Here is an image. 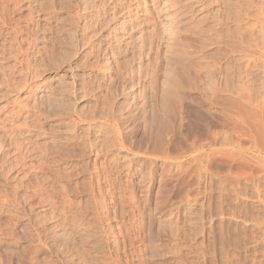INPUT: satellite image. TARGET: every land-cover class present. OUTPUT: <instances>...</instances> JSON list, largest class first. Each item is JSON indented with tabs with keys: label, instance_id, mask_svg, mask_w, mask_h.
<instances>
[{
	"label": "rangeland",
	"instance_id": "rangeland-1",
	"mask_svg": "<svg viewBox=\"0 0 264 264\" xmlns=\"http://www.w3.org/2000/svg\"><path fill=\"white\" fill-rule=\"evenodd\" d=\"M0 1V264H264V0Z\"/></svg>",
	"mask_w": 264,
	"mask_h": 264
},
{
	"label": "bare ground",
	"instance_id": "bare-ground-1",
	"mask_svg": "<svg viewBox=\"0 0 264 264\" xmlns=\"http://www.w3.org/2000/svg\"><path fill=\"white\" fill-rule=\"evenodd\" d=\"M9 1H10V0H9ZM14 1H15V0H14ZM1 2H2V1H0V3H1ZM16 2H17V1H16ZM18 2H19V1H18ZM18 2H17V4H18ZM3 3H4V2H3ZM1 4H2V3H1ZM145 4H146V3H145ZM7 7H8V6H7ZM10 8H11V7H10ZM12 9H13V8H12ZM1 10H2V9H1ZM3 11H4V10H3ZM2 14H3V13H2ZM19 21H20V20H19ZM3 22H4V21H3ZM6 24H7V23H6ZM0 25H1V24H0ZM26 25H27V24H26ZM74 25H75V24H74ZM6 26H7V25H6ZM77 26H78V25H77ZM73 29H74V28H73ZM17 30H18V29H17ZM76 30H77V29H76ZM73 31H74V30H73ZM80 31H81V30H80ZM14 32H15V31H14ZM78 32H79V31H78ZM6 33H7V32H6ZM74 33H75V32H74ZM80 34H81V36H82V33H80ZM72 35H73V33H72ZM75 35H76V34H75ZM8 36H9V35H8ZM71 38H72V37H71ZM13 39H14V38H13ZM48 39H49V38H48ZM73 40H74V38H73ZM75 40H76V39H75ZM81 40H82V39H81ZM83 40H84V39H83ZM76 41H77V40H76ZM76 41H74V43H75ZM1 42H2V41H1ZM78 42H79V39H78ZM81 42H82V41H80L79 43H81ZM72 43H73V42H71V44H72ZM79 43H78V44H79ZM83 43H84V41H83ZM76 45H77V44H76ZM71 46H72V45H71ZM71 46H70V48H71ZM74 46H75V44H74ZM74 46H73V47H74ZM18 47H19V46H18ZM10 48H11V47H10ZM1 49H2V48H1ZM26 49H27V48H26ZM68 49H69V48H68ZM73 50H75V49H73ZM66 51H67V50H66ZM69 51H70V50H69ZM75 51H76V50H75ZM1 52H2V51H1ZM1 52H0V55L2 54ZM6 52H7V51H6ZM19 52H20V51H19ZM15 53H16V52H15ZM68 53L70 54L71 52H68ZM72 53H74V52H72ZM3 54H4V53H3ZM3 54H2V55H3ZM21 54H22V53H21ZM38 54H39V53H38ZM15 57H16V56H15ZM15 57H14V58H15ZM18 60H19V59H18ZM69 68H70V67H69ZM32 72H33V71H32ZM2 73H3V72H2ZM2 76H3V75H2ZM29 76H30V75H29ZM38 76H40V73H36L35 75H33V76H32V77H33L32 79H34V78H36V77H38ZM19 77H20V76H19ZM59 78H60V77H59ZM3 80H4V79H3ZM60 81H61V80H60ZM226 81H227V80H226ZM1 82H2V81H1ZM3 82H4V81H3ZM11 82H12V81H11ZM47 82H48V81H47ZM60 83H61V82H60ZM1 84H2V83H1ZM1 84H0V85H1ZM24 84H25V82H24ZM72 84H73V83H72ZM11 85H12V84H11ZM237 85H238V84H237ZM5 86H6V85H5ZM19 86H23V85H19ZM66 87H67V86H66ZM68 87H69V86H68ZM71 87H72V86H71ZM83 87H85V86H83ZM239 87H240V86H238V88H239ZM14 88H15V87H14ZM20 88H21V87H20ZM22 88H23V87H22ZM225 89H226V87H225ZM2 90H3V89H2ZM61 90H62V89H61ZM67 90H68V89H67ZM237 90H239V89H237ZM236 93H238V92L236 91ZM7 95H8V94H7ZM73 95H74V94H73ZM238 95H239V93H238ZM27 96H28V95H27ZM13 100H14V99H13ZM12 103H13V102H12ZM22 105H23V104H22ZM33 106H34V105H33ZM65 106H66V105H65ZM180 108H181V107H180ZM35 109H36V107H35ZM181 109H183V108H181ZM20 110H21V109H20ZM29 110H30V109H29ZM182 111H183V110H181V112H182ZM7 112H8V111H7ZM9 112H10V111H9ZM26 113H27V112H26ZM8 114H10V113H8ZM11 114H12V113H11ZM16 114H17V113H16ZM3 116H4V115H3ZM9 116L13 118L14 115L12 114V116H11V115H9ZM15 116L17 117V115H15ZM10 117H9V118H10ZM1 118H2V117H1ZM5 118H8V117H5ZM94 119H95V118H94ZM106 119H107V118H106ZM71 120H72V118H71ZM109 120H110V119H109ZM0 121H1V120H0ZM21 121H22V120H21ZM35 121H36V120H35ZM8 122H9V121H8ZM11 122H12V121H11ZM37 122H38V121H37ZM37 122H36V123H37ZM73 122H74V121H73ZM26 123H27V122H26ZM111 123H112V122H111ZM73 124H74V123H73ZM1 125H2V124H1ZM13 125H14V124H13ZM15 125H16V124H15ZM21 125H22V123H21ZM9 126H10V125H9ZM23 126H24V125H23ZM30 126H31V125H30ZM87 126H88V125H87ZM90 126H91V125H90ZM4 127H5V126H4ZM4 127H3V129H4ZM31 127H32V126H31ZM71 127H72V126H71ZM105 127H106V126H105ZM119 127H120V126H119ZM5 128H6V127H5ZM109 128H110V127H109ZM10 129H11V128H10ZM13 129H14V128H13ZM21 129H22V128H21ZM8 130H9V129H8ZM121 130H122V129H121ZM67 131H68V130H67ZM67 131H66V132H67ZM68 132H69V131H68ZM111 132H113V130H112ZM122 132H123V131H122ZM63 133H64V132H63ZM72 133H73V132H72ZM116 133H117V132H116ZM116 133H115V134H116ZM124 133H125V132H124ZM1 135H2V134H1ZM3 135H4V134H3ZM23 135H24V134H23ZM113 135H114V134H113ZM117 135H118V134H117ZM122 135H123V134H122ZM6 136H7V135H6ZM11 136H12V135H11ZM20 136H21V135H20ZM20 136H19V138L22 137V136H21V137H20ZM68 136H69V135H68ZM108 136H109V135H108ZM114 136H115V135H114ZM123 136H124V135H123ZM224 136H226V135H224ZM224 136H223V137H224ZM115 137H116V136H115ZM115 137H114V138H115ZM120 137H121V135H120ZM128 137H129V136H128ZM71 138H72V137H71ZM107 138H109V137H107ZM221 138H222V137H221ZM224 138L227 139L226 137H224ZM85 139H88V138H85ZM21 140H22V139H21ZM23 140H24V139H23ZM27 140H28V139H27ZM114 140H115V139H114ZM222 140H223V139H222ZM222 140H221V141H222ZM1 141H2V140H1ZM18 141H19V140H18ZM30 141H31V140H30ZM97 141H98V140H97ZM111 141H112V139H111ZM122 141H123V140H122ZM5 142H6V141H5ZM20 142H21V141H20ZM83 142H84V141H83ZM87 142H88V141H87ZM113 142H114V141H113ZM7 143H8V142H7ZM21 143H22V142H21ZM21 143H20V144H21ZM45 143H46V142H45ZM94 143H95V142H94ZM110 143H111V142H110ZM121 143H122V142H121ZM2 144H3V143H2ZM18 144H19V143H18ZM20 144H19V145H20ZM26 144H27V141H26ZM104 144H105V143H104ZM128 144H129V143H128ZM59 145H60V144H59ZM69 145H70V144H69ZM85 145H86V144H85ZM93 145H94V144H92V142H90V143L88 142L86 146H84V144H83V148H84V149L87 148L86 150H91V149L93 148V147H92ZM102 145H103V144H102ZM43 146H44V145H43ZM52 146H53V145H52ZM55 146H56V145H55ZM57 146H58V145H57ZM57 146H56V147H57ZM63 146H64V145H63ZM76 146H77V145H76ZM203 146H204V145H203ZM16 147H17V146H16ZM19 147H20V146H19ZM25 147H26V146H25ZM32 147H34V145H33ZM32 147H31V148H32ZM41 147H42V146H41ZM59 147H60V146H59ZM71 147H72V146H71ZM104 147H105V146H104ZM109 147H110V146H109ZM115 147H116V146H115ZM200 147H201V146H200ZM4 148H5V147H4ZM35 148H36V147H35ZM52 148H53V147H52ZM16 149H17V148H16ZM16 149H15V150H16ZM24 149H25V148H24ZM58 149H60V148H58ZM102 149H103V148H102ZM19 150H20V149H19ZM32 150H33V148H32ZM44 150H45V149H44ZM49 150H50V149H49ZM54 150H56L55 147H54ZM54 150H53V151H54ZM16 151H17V150H16ZM47 151H48V150H47ZM58 151H59V150H58ZM69 151H70V150H69ZM78 151H79V150H78ZM80 151H81V149H80ZM82 151H83V150H82ZM95 151H96V150H95ZM193 151H194V150H193ZM22 152H23V151H22ZM28 152H29V150H28ZM65 152H67V151H65ZM97 152H98V151H97ZM105 152H106V151H105ZM43 153H44V151H43ZM78 153H79V152H78ZM94 153H95V152H94ZM202 153H203V152H202ZM15 154H16V153H15ZM21 154H23V153H21ZM27 154H28V153H27ZM80 154H81V153H80ZM45 155H46V154H45ZM45 155H43V158H46V157H47V156H45ZM61 155H62V154H61ZM71 155H72V154H71ZM96 155H97V154H96ZM102 155H103V154H102ZM25 156H26V155H25ZM68 156H69V155H68ZM74 156H75V155H74ZM77 156H78V155H77ZM21 157H22V156H21ZM63 157H64V156H63ZM109 157H110V156H109ZM114 157H115V156H114ZM125 157H126V156H125ZM195 157H196V156H195ZM201 157H203V156H201ZM43 158H42V159H43ZM47 158H48V157H47ZM50 158H51V157H50ZM59 158H60V157H59ZM64 158H65V157H64ZM175 158H176V157H174V159H175ZM179 158H180V157H179ZM193 158H194V157H193ZM193 158H192V159L190 158V159L193 160ZM196 158H198V157H196ZM42 159H41V161H42ZM52 159H53V158H52ZM67 159H68V158H67ZM107 159H108V158H107ZM177 159H178V157H177ZM180 159H181V158H180ZM50 160H51V159H50ZM56 160H57V159H56ZM122 160H123V158H122ZM124 160H125V158H124ZM196 160H197V159H196ZM196 160H195V161H196ZM29 161H30V160H29ZM43 161L46 162V160H44V159H43ZM111 161H112V160H111ZM152 161H153V160H152ZM21 162H22V161H21ZM57 162H58V161H57ZM116 162H117V161H116ZM132 162H133V161H132ZM154 162H155V161H154ZM171 162H172V161H171ZM196 162H197V161H196ZM43 163H44V162H43ZM52 163H53V162H52ZM104 163H105V162H104ZM108 163H110V162H108ZM179 163H180V162H179ZM193 163H195V162L193 161ZM14 164H15V163H14ZM41 164H42V163H41ZM49 164H50V161H49ZM53 164H54V163H53ZM114 164H115V163H114ZM114 164H113V165H114ZM148 164H149V163H148ZM197 164H198V163H197ZM3 165H4V164H3ZM107 165H108V164H107ZM126 165H127V164H126ZM138 165H139V164H138ZM178 165H179V164H178ZM53 166H54V165H53ZM144 166H145V165H144ZM176 166H177V164H176ZM110 167H111V166H110ZM147 167H148V166H147ZM151 167H152V165H151ZM179 167H180V166H179ZM4 168H5V167H4ZM8 168H9V167H8ZM28 168H29V167H28ZM57 168H58V167H57ZM106 168H107V166H106ZM137 168H138V167H137ZM164 168H165V167H164ZM164 168H162V169H164ZM170 168H171V167H170ZM173 168H174V167H173ZM177 168H178V167H177ZM177 168H176V169H177ZM9 169H10V168H9ZM30 169H31V168H30ZM53 169H54V168H53ZM110 169H111V168H110ZM145 169H146V168H145ZM178 169H179V168H178ZM178 169H177V170H178ZM95 170H96V168H95ZM106 170H107V169H106ZM111 170H112V169H111ZM111 170H110V171H111ZM164 170H166V169H164ZM168 170H169V169H168ZM174 170H175V169H174ZM3 171H4V170H3ZM17 172H18V171H17ZM62 172H63V171H62ZM148 172H149V171H148ZM101 173H102V172H101ZM130 173H131V172H130ZM140 173H141V172H140ZM4 174H5V173H4ZM67 174H68V173H67ZM107 174H108V171H107ZM125 174H126V173H125ZM100 175H101V174H100ZM96 176H98V174H96ZM96 176H95V177H96ZM107 176H109V175H107ZM145 176H146V175H145ZM145 176H144V177H145ZM150 176H151V175L148 173L146 177L149 178ZM61 177H64V176H61ZM151 177H152V176H151ZM151 177H150V178H151ZM34 178H35V177H34ZM47 178H48V177H47ZM65 178H66V177H65ZM96 178H97V177H96ZM105 178H106V177H105ZM18 180H19V179H18ZM28 180H29V179H28ZM145 180H146V178H145ZM110 181H111V180H110ZM113 181H114V180H113ZM142 181H143V180H142ZM52 182H53V181H52ZM108 182H109V181H108ZM146 182H147V181H146ZM148 182L150 183V181H148ZM12 183H13V182H12ZM110 183H111V182H110ZM110 183H109V184H110ZM19 184H20V183H19ZM109 184H108V185H109ZM10 185H11V184H10ZM151 185H152V184H151ZM36 186H37V185H36ZM50 186H51V185H50ZM0 187H1V185H0ZM109 187H110V186H109ZM114 188H115V187H114ZM144 188H145V187H144ZM1 189H2V187H1ZM43 189H44V188H43ZM49 189H51V188H49ZM55 190H56V189H55ZM61 190H62V189H61ZM109 190H110V189H109ZM0 191H1V190H0ZM48 191H49V193H53V192H50V190H48ZM59 191H60V190H59ZM62 192H63V190H62ZM145 192H146V191H145ZM16 193H17V192H16ZM41 193H42V192H41ZM43 193H44V192H43ZM47 193H48V192H47ZM47 193H46V194H47ZM111 194H112V193H111ZM0 195H1V192H0ZM10 196H11V195H10ZM13 196H14V195H13ZM49 196H50V195H49ZM52 196H53V195H52ZM62 196H63V195H62ZM7 197H8V196H7ZM7 197H3V198L6 199ZM14 197H15V196H14ZM14 197H13L12 199H14ZM44 197H45V196H44ZM46 197H47V196H46ZM142 197H143V196H142ZM147 197H148V196H147ZM15 198H16V197H15ZM41 198H42V197H41ZM49 198H51V197H49ZM58 198H59V197H58ZM123 198H124V197H123ZM7 199H9V198H7ZM51 199H52V198H51ZM119 199H120V198H119ZM2 200H4V199H2ZM17 200H18V199H16V201H17ZM12 201H13V200H12ZM14 201H15V199H14ZM42 201H43V200H42ZM118 201H119V200H118ZM144 201H145V200H144ZM54 202H55V200H54ZM62 202H63V201H62ZM57 203H58V202H57ZM59 203H60V202H59ZM59 203H58V204H59ZM58 204H55V205H58ZM60 204H61V203H60ZM63 204H64V203H63ZM134 204H135V203H134ZM120 205H121V204H120ZM142 205H143V204H142ZM142 205H141V206H142ZM59 206H60V205H59ZM61 206H62V205H61ZM133 206H134V205H133ZM155 206H156V205H155ZM99 207H100V206H99ZM121 207H122V206H121ZM142 207H143V206H142ZM165 207H166V206H165ZM174 207H175V206H174ZM23 208H24V207H23ZM55 208H56V207H55ZM62 208H63V207H62ZM134 208H135V207H134ZM134 208H132V209H134ZM136 208H140V206H139V207H136ZM143 208H144V207H143ZM156 208H157V207H156ZM156 208H154V209L156 210ZM0 209H1V208H0ZM92 209H93V208H92ZM145 209H146V208H145ZM166 209H167V208H166ZM87 210H88V209H87ZM134 210H135V209H134ZM137 210H138V209H137ZM140 210H141V209H139V212H140ZM146 210H148V209H146ZM159 210H160V209H159ZM161 210H162V209H161ZM77 211H78V210H77ZM80 211H81V210H80ZM84 211H85V210H84ZM97 211H98V210H97ZM142 211H144V210H142ZM7 212H8V211H7ZM102 212H103V211H102ZM163 212H164V211H163ZM94 213H95V212H94ZM120 213H121V212H120ZM132 213H133V211H132ZM148 213H150V212H148ZM148 213H147V214H148ZM153 213H154V212H153ZM153 213H152V215H153ZM159 213H160V211H159ZM178 213H179V212H178ZM96 214H98V213L96 212ZM142 214H143V213H142ZM142 214H141V215H142ZM12 215H13V214H12ZM68 215H69V214H68ZM119 215H120V214H119ZM143 215H144V214H143ZM84 216H85V213H82V212H81V214H78V213H77V214H73V215H71L70 220H69V225L67 226V227L69 228V230H71V232H74V233H76V234H79V236H84V235L90 230L91 227L93 228V226H92L93 224H92V223H94V222H92V223L89 222V221L86 222ZM96 216H97V215H96ZM105 216H106V215H105ZM116 216H117V215H116ZM121 216H122V215H121ZM146 216H147V215H146ZM146 216H145V217H146ZM149 216H150V215H149ZM67 217H69V216H67ZM143 217H144V216H143ZM147 217H148V216H147ZM65 218H66V217H65ZM127 218H128V217H127ZM148 218H149V217H148ZM158 218H159V216H158ZM162 218H163V220H162ZM13 219H14V218H13ZM26 219H27V218H26ZM71 219H72V220H71ZM88 219L90 220V218H88ZM121 219H122V218H121ZM142 219H143V218H142ZM92 220H93V219H91L90 221H92ZM143 220L145 221V219H143ZM161 220H162V223L164 224V227H165V229H166V230H165V229H164V230L167 231L166 234L170 237V238L168 237L169 240L171 239V242H172V241L174 242V241L176 240V238H178V236L176 237V235H177V234H176V233H177V229H176L177 227H176V226H177V225L175 226V224L177 223V222H176V220H177V216H176V215L174 214V212L172 211V208H170V209L168 208V210H165L163 216H161ZM62 221H63V220H62ZM67 221H68V219H67ZM70 221H71V222H70ZM99 221H100V220H99ZM131 221H132V220H131ZM131 221H129V222H131ZM141 221H142V220H141ZM147 221H148V220H147ZM177 221H178V220H177ZM142 222H143V221H142ZM149 222H150V221H149ZM149 222H148V223H149ZM175 222H176V223H175ZM66 223H67V222H66ZM66 223H65V224H66ZM98 223H99V222H98ZM131 223H132V222H131ZM162 223H161V225H162ZM144 224L147 225L146 223H143L142 225H144ZM134 225H135V224H134ZM138 225H139V224H138ZM142 225H141V226H142ZM56 226H57V225H56ZM130 226H131V225H130ZM150 226L152 227L151 224H149V227H150ZM159 226H160V225H159ZM162 226H163V225H162ZM162 226H161V229L164 228V227L162 228ZM139 227H140V226H139ZM144 227H145V226H144ZM144 227L142 226V229H143ZM151 227H150V228H151ZM175 227H176V228H175ZM106 228H107L106 231H108V230L110 229L109 226H107ZM137 228H138V227H137ZM221 228H222V227H221ZM221 228H219L220 231H222ZM138 229H139V228H138ZM144 229H145V228H144ZM148 229H149V228H148ZM148 229H147V230H148ZM157 229H158V228H157ZM175 229H176V230H175ZM69 230H68V231H69ZM132 230H134V229H132ZM132 230H131V231H132ZM154 230H155V229H154ZM90 231L92 232V230H90ZM96 231H97V230H96ZM109 231H110V230H109ZM140 231H141V230H140ZM175 231H176V232H175ZM178 231H179V230H178ZM223 231H224V230H223ZM69 232H70V231H69ZM100 232H101V231H100ZM161 232H162V230H161ZM163 232H164V231H163ZM180 232H181V231H180ZM210 232H211V231H210ZM218 232H219V231H218ZM14 233H15V232H14ZM81 233H82V234H81ZM83 233H84V234H83ZM96 233H97V232H96ZM104 233H105V231H104ZM107 233H108V232H107ZM132 233H133V232H132ZM139 233H140V232H139ZM147 233H148V232H147ZM155 233L158 234L157 231H156ZM155 233H154V234H155ZM164 233H165V232H164ZM221 233H222V232H220V234H221ZM54 234H55V233H54ZM80 234H81V235H80ZM88 234H89V233H88ZM88 234H87V235H88ZM154 234H153V231H152L151 229H149V235L147 234V235H148L147 238H149L150 235H151L152 237L155 236ZM157 234H156V235H157ZM161 234H162V233H161ZM161 234H160V236H161ZM166 234H165V235H166ZM87 235H85V236H87ZM105 235H106V234H105ZM126 235H127V234H126ZM139 235H140V234H139ZM143 235H144V234H143ZM143 235H142V236H143ZM163 235H164V234H163ZM165 235H164V237H165ZM167 235H166V236H167ZM179 235H180V234H179ZM212 235H213V234H212ZM218 235H219V234H218ZM225 235H226V234H225ZM53 236H54V235H53ZM85 236H84V237H85ZM88 236H89V239H92V240H93V238H94V234H93V233H91V235L89 234ZM131 236H132V235H131ZM144 236H145V235H144ZM144 236H143V238L145 239L146 237H144ZM180 236H181V235H180ZM180 236H179V237H180ZM222 236H224L223 233H222ZM32 237H33V236H32ZM56 237H57V236H56ZM84 237H82V238H84ZM157 237H158V236H157ZM157 237H156V238H157ZM164 237H163V238H164ZM182 237H183V236H182ZM211 237H212V236H211ZM51 238H52V237H51ZM80 238H81V237H80ZM123 238H124V237H123ZM126 238H127V237H126ZM143 238H142V239H143ZM163 238H162V240H163ZM180 238H181V237H180ZM180 238H179V239H180ZM35 239H36V238H35ZM54 239H55V238H54ZM61 239H62V237H61ZM87 239H88V238H87ZM87 239H86V240H87ZM95 239H96V238H95ZM102 239H104V238L102 237ZM140 239H141V238H140ZM142 239H141V241H142ZM144 239H143V240H144ZM149 239L151 240V238H149ZM154 239H155V237H154ZM181 239H182V238H181ZM221 239H222V237H220V240H221ZM36 240H39V239L37 238ZM51 240H52V239H51ZM82 240H83V239H82ZM82 240H80V241H82ZM99 240H101V239H99ZM127 240L129 241V240H130V237H128ZM132 240H133V239H132ZM169 240H167V242H168ZM220 240H219V242H220ZM224 240H225V239H224ZM34 241H35V240H34ZM39 241H40V240H39ZM60 241H61V240H60ZM64 241H65V240H64ZM67 241H68V239H67ZM70 241H71V240H70ZM83 241H84V240H83ZM88 241H89V240H88ZM102 241H103V240H102ZM104 241L107 242L106 239H105ZM104 241H103V242H104ZM133 241H134V240H133ZM141 241L139 240V242H141ZM145 241H146V240H145ZM145 241H144V242H145ZM221 241H223V240H221ZM225 241H226V240H225ZM225 241H223V242H225ZM84 242H85V241H84ZM92 242H93V241H92ZM95 242H96V241H95ZM100 242H101V241H100ZM103 242H102V243H103ZM112 242H113V241H112ZM126 242H127V241H124L123 244H126ZM130 242H132V241L130 240ZM135 242H136V241H135ZM144 242H143V245H144ZM147 242H149V241H147ZM150 242H151V241H150ZM150 242H149V244H150ZM161 242H162V241H161ZM33 243H34V242H33ZM59 243H61V242H59ZM86 243H87V242H86ZM93 243H94V242H93ZM93 243H92V244H93ZM115 243H116V242H113V246H112V247H114V245L118 247L117 243H116V244H115ZM128 243H129V242H128ZM175 243L177 244V241L174 242V245H173L172 243L169 242V244H172L173 246H172V248H170V249L168 248V253H167V255L170 254L169 257L172 258L173 262H177V261H178V263H176V264H180L179 260H180L182 257H181L180 259H178V258H179V255H180V253L178 252V248H179V247L177 248V246H176ZM216 243H217V242H216ZM216 243H215V244H216ZM230 243H231V242H230ZM35 244H36V243H35ZM37 244H38V243H37ZM40 244H41V242H40ZM66 244H67V243H66ZM66 244H65V245H66ZM97 244H98V243H96V245H97ZM118 244H119V242H118ZM123 244H122V246H124ZM129 244L131 245L132 243H129ZM129 244H128V246H130ZM133 244H134V243H133ZM146 244H147V243H146ZM146 244H145V245H146ZM151 244H156V245H158V246H162V245H160L161 243H158L157 241H154V243L152 242ZM169 244H168V245H169ZM212 244H214V242H213ZM219 244H220V243H219ZM126 245H127V244H126ZM179 245H180V244H179ZM78 246H79V245H78ZM93 246H94L93 249H94V251H95V250H96V249H95V245H93ZM100 246H101V245H100ZM100 246H99V247H100ZM120 246H121V244H120ZM169 246H170V245H169ZM181 246H182V245H181ZM220 246L222 247V245H220ZM223 246H224V243H223ZM71 247H72V246H71ZM80 247H81V246H80ZM97 247H98V246H96V248H97ZM125 247H126V246L122 247V249H123V248L125 249ZM131 247H132V246H131ZM131 247H130V248H131ZM133 247H134V246H133ZM147 247H148V246H147ZM151 247H152V246H151ZM156 247H157V246H156ZM156 247L153 246V248H156ZM167 247H168V246H167ZM170 247H171V246H170ZM38 248H39V246H38ZM42 248H43V247H42ZM63 248H64V246H63ZM91 248H92V247H91ZM110 248H111V247H110ZM114 248H115V247H114ZM114 248H112V249H114ZM136 248H137V247H136ZM144 248H146V247L144 246ZM153 248H152L151 251H153ZM181 248H182V247H181ZM181 248H179V250H180ZM33 249H34V247H33ZM71 249H72V248H71ZM75 249H76V248H75ZM78 249H79V248H78ZM82 249H83V248H82ZM112 249H111V250H112ZM116 249H117V248H116ZM124 249H123V250H124ZM131 249H132V248H131ZM214 249H215V248H214ZM214 249H213V250H214ZM219 249H220L219 251H220V253H221L222 248H219ZM38 250H39V249H38ZM62 250H64V249H62ZM67 250H69V249H67ZM72 250H73V249H72ZM108 250H109V248H108ZM114 250H115V249H114ZM118 250H119V249H118ZM147 250H148V249H147ZM158 250H159V249H158ZM217 250H218V249H217ZM41 251H42V250H41ZM69 251H70V250H69ZM74 251H75V250H74ZM80 251H81V250H80ZM129 251H131V250H129ZM129 251H128V252H129ZM132 251H133V250H132ZM132 251H131V252H132ZM155 251H157V250L155 249ZM155 251H154V252H155ZM35 252H36V250H35ZM63 252H64V251H63ZM71 252H72V251H71ZM99 252H100V251H99ZM112 252H113V251H112ZM114 252H115V251H114ZM122 252H123V251H122ZM135 252H136V251H135ZM135 252H132V253L129 252V253H127L126 251H124V255H125V257H126L128 260H130V258L133 256V255H132L133 253H134V255L136 256ZM165 252H166V251H165ZM180 252H181V251H180ZM212 252H213V251H212ZM32 253H33V252H32ZM65 253H66V252H65ZM35 254L37 255V253H35ZM69 254H70V253H69ZM116 254H117V253H116ZM139 254H140V253H139ZM152 254H153V252H152L150 255L153 256L154 254H153V255H152ZM156 254H157V253H156ZM156 254H155V255H156ZM165 254H166V253H165ZM182 254H183V252H182ZM182 254H181L180 256H182ZM221 254H223V253H221ZM33 255H34V254H33ZM33 255H31V256L33 257ZM70 255H71V254H70ZM98 255H99V254H98ZM108 255H109V254H108ZM140 255H141V254H140ZM212 255H215L214 252H213ZM229 255H230V254H229ZM34 256H35V255H34ZM64 256H65V255H64ZM81 256H82V255H81ZM95 256H96V255H94V257H95ZM109 256H110V255H109ZM143 256H144V255H143ZM147 256H148V255H147ZM156 256H157V255H156ZM156 256H153V258L155 259ZM160 256H161V255H160ZM219 256H220V255H219ZM223 256L225 257V255H223ZM118 257H119V256H118ZM141 257H142V256H141ZM221 257H222V256H221ZM221 257H220V259H222ZM224 257H223V258H224ZM229 257H230V256H229ZM100 258H101V257H100ZM110 258H111V257H110ZM115 258H116V257H115ZM123 258H124V256H123ZM126 258H124V259L126 260ZM138 258H139V257H138ZM230 258H231V257H230ZM32 259H33V258H32ZM93 259H94V258H93ZM93 259H92V260H93ZM112 259H113V258H112ZM112 259H110V260H111V261H114V260H112ZM132 259H133V258H132ZM225 259H228L227 256H226ZM225 259H224V261H225ZM232 259H233V257H232ZM29 260H30V259H29ZM83 260H84V259H83ZM83 260H82V261H83ZM97 260H98V259H96V261H97ZM102 260H103V259H102ZM118 260H119V259H118ZM122 260H123V259H122ZM128 260H127V261H128ZM138 260H139V259H138ZM151 260H152V259H151ZM176 260H177V261H176ZM184 260H185V259H184ZM228 260H229V259H228ZM84 261H85V260H84ZM89 261H91V260H89ZM100 261H101V260H100ZM127 261H126V262H127ZM135 261H136V260H135ZM146 261H147V260H146ZM180 261L182 262L183 260H180ZM232 261H233V260H232ZM232 261H231V262H232ZM33 262L36 264L35 261H33ZM38 262H39V261H38ZM46 262H47V261H46ZM65 262H66V261H65ZM92 262H93V261H92ZM98 262H99V261H98ZM101 262H102V261H101ZM115 262H117V261H115ZM128 262H130V261H128ZM128 262H127V263H128ZM148 262H150V261H148ZM171 262H172V261H171ZM222 262H223V261H222ZM225 262L227 263L228 261H225ZM29 263H30V262H29ZM34 263H33V264H34ZM83 263H85V262H83ZM86 263H87V262H86ZM93 263H94V262H93ZM141 263H142V261H141ZM145 263H146V262H145ZM155 263H156V262H155ZM161 263H162V262H161ZM223 263H224V262H223ZM226 263H225V264H226ZM228 263H230V260H229ZM88 264H89V263H88ZM90 264H91V263H90ZM105 264H106V263H105ZM117 264H118V263H117ZM132 264H133V263H132ZM153 264H154V263H153ZM159 264H160V263H159ZM163 264H164V263H163ZM171 264H172V263H171ZM230 264H231V263H230ZM234 264H235V263H234Z\"/></svg>",
	"mask_w": 264,
	"mask_h": 264
}]
</instances>
